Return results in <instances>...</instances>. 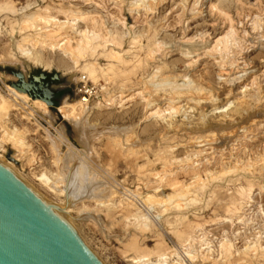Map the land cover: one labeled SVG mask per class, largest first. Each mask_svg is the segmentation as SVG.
<instances>
[{
    "label": "rangeland",
    "instance_id": "374dc122",
    "mask_svg": "<svg viewBox=\"0 0 264 264\" xmlns=\"http://www.w3.org/2000/svg\"><path fill=\"white\" fill-rule=\"evenodd\" d=\"M0 161L104 264H264V0H0Z\"/></svg>",
    "mask_w": 264,
    "mask_h": 264
},
{
    "label": "water",
    "instance_id": "95a60500",
    "mask_svg": "<svg viewBox=\"0 0 264 264\" xmlns=\"http://www.w3.org/2000/svg\"><path fill=\"white\" fill-rule=\"evenodd\" d=\"M46 202L0 163V264H104Z\"/></svg>",
    "mask_w": 264,
    "mask_h": 264
},
{
    "label": "bare ground",
    "instance_id": "6f19581e",
    "mask_svg": "<svg viewBox=\"0 0 264 264\" xmlns=\"http://www.w3.org/2000/svg\"><path fill=\"white\" fill-rule=\"evenodd\" d=\"M187 51V50H186ZM226 70V69H225ZM222 76V75H221ZM225 76V75H224ZM188 88V87H187ZM194 90H195V88H194ZM230 90V89H229ZM228 92V91H227ZM179 95V94H178ZM180 96V95H179ZM24 97V96H23ZM181 97V96H180ZM25 98V97H24ZM175 99H176V97H175ZM180 100V99H179ZM176 102V101H175ZM179 107V106H178ZM60 109H62V111L64 112V110H65V107H61ZM75 109V108H74ZM177 110H179V109H177ZM235 133V132H234ZM239 133V132H238ZM233 134V133H232ZM196 145H198L197 143H196ZM193 147H195V145L193 146ZM199 147V146H198ZM10 154H12V153H10ZM8 157H10V156H8ZM9 161V160H8ZM0 163H2V164H4V165H6V166H8L9 168H11L10 166H9V163H7V162H5V161H0ZM12 169V168H11ZM92 182L91 183H89V190H90V188H93V186H92ZM91 191L92 190H90L89 191V199L91 198ZM162 191V190H161ZM164 196V195H163ZM93 197V196H92ZM165 197V196H164ZM93 198H95V196L93 197ZM166 199V198H165ZM175 199V198H174ZM67 200H68V205H64L63 207L62 206H58L57 204V207H56V209H59V208H64L65 207V211H64V215L66 214V215H69L70 216V213H71V210H72V208L70 207V203H71V199L69 198V197H67ZM139 200V199H138ZM147 200V199H146ZM46 201V200H45ZM168 201V200H167ZM47 203V202H46ZM49 203V202H48ZM47 203V204H48ZM148 203V202H147ZM158 203V202H157ZM171 203V202H170ZM177 204V203H176ZM153 208V207H152ZM178 250V249H177ZM180 251V250H179ZM166 254V253H165ZM183 256H184V254H183ZM186 257V256H185ZM167 256L166 255H162L161 256V258L159 259V262H157V263H155V264H166V262H167ZM143 260V258H141V259H136V260H134L135 261V263L136 264H140L141 263V261Z\"/></svg>",
    "mask_w": 264,
    "mask_h": 264
}]
</instances>
